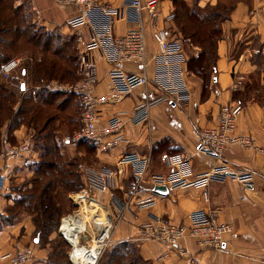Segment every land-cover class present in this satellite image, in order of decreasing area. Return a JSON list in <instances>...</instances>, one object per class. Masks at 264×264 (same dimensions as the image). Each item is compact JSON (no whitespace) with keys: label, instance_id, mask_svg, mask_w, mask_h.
<instances>
[{"label":"crops","instance_id":"obj_1","mask_svg":"<svg viewBox=\"0 0 264 264\" xmlns=\"http://www.w3.org/2000/svg\"><path fill=\"white\" fill-rule=\"evenodd\" d=\"M29 1L33 6L32 12L38 19L44 20L45 24L63 25V22L58 24V22L43 18L42 12L45 10L42 3H45V0ZM105 1L117 10L113 22V32L116 35L124 34L129 27L133 26L124 17L122 8L124 0ZM217 1L219 0H199V5H215ZM16 3L19 4L20 1L17 0ZM159 7L163 14L174 12L172 0H159ZM65 9H69L64 12L67 14L65 18L68 19L67 22L70 26L69 20L74 18L78 11L72 5ZM165 25L169 32L175 30L173 28L174 20ZM69 30L76 34V30L72 27ZM222 31L223 38L217 45L218 58L216 73L212 79L213 88L210 87L206 97L201 98L202 81L194 74L189 73L183 64L184 79L190 95L187 102L184 104L158 103L151 107L148 123L138 126H133L128 122L125 124L123 128L124 140L116 147L107 151L95 148L98 165H102L101 168L106 172L112 170L107 167L115 168L119 156L123 153L134 152L149 159L148 167L142 174V177L144 175L147 179L145 181L142 180V177L140 179L145 182L146 186L141 187V190L137 189L134 196L153 197L154 207L149 210H139L130 206V210H125L120 219L112 221L113 225L110 230L113 246L123 241L133 243L138 255L148 264H264L263 153L235 146L226 147L223 152V160L227 163L228 168L232 171L237 169L249 171L252 174L251 184L246 185L231 176L222 181L213 180L208 186L209 200L207 202L202 199L201 190L196 188L168 189L165 195L153 191L155 185L153 178L167 176L173 170V166L167 162L168 157L187 156L191 173L194 175L206 172L221 164L220 159L197 151L193 129L213 125L219 106L227 101L236 100L232 97L233 92L237 96L243 97H239V99L242 98L240 102L244 106V111L236 122L235 134H249L254 139L256 146L264 148V0L236 1L226 23H223ZM79 33L82 34L84 41L87 40L88 31L86 28L80 29ZM233 37L240 38L241 51L237 57L232 54L231 38ZM145 41L148 63L144 70L148 75H152L157 48L149 27L145 32ZM83 42L80 43L81 47ZM186 56L187 58L191 56L187 50ZM123 68L133 72L143 70L133 62L123 64ZM109 70L110 64L100 57L97 58L98 83L95 86V95H103L108 92ZM239 77L242 78L239 79ZM233 81L237 83L236 90L231 88ZM253 83L257 84V90L254 93L249 87ZM157 95L158 91L155 86L149 85L146 88L138 87L132 90L117 104H100L97 106L101 110L100 121L102 124L105 123L106 119L117 111L129 114L141 101L152 99ZM125 119L127 120V118ZM19 159L24 160V158H15L11 161H20ZM1 160L3 162L0 157V164ZM114 172L117 180H121L124 174L120 175L116 168ZM133 179L137 181V176ZM129 191H123L122 196L127 198V195L129 196L131 193ZM86 198L87 200L91 198L93 203H97L101 210L103 209L96 199L87 196ZM200 208L218 209L219 219L232 226L230 231L222 235L219 248L204 246L195 239L186 237L179 242L180 251L179 248L171 249L161 242L145 238L138 232V225L147 219L149 213L167 218L172 223L181 224L186 222L188 212ZM77 213L72 218L64 219L65 222L68 221L67 226L71 233L72 230L76 231V228L82 225L78 220ZM103 218L100 222L91 221V223H97L99 229H105L108 215L105 222H103ZM14 235L15 233L9 232L7 225L0 227V252L28 251L20 244L17 246L10 244ZM94 236L95 242L87 247L89 250H85L89 251L88 253L79 257L81 261H89V258H92L93 262L95 261L97 250L101 245V238L98 233ZM27 240H29V234ZM39 248L35 247L38 251L32 254L31 264L40 263L39 261L34 262L33 255L36 256V259L39 257L40 260L45 255V249Z\"/></svg>","mask_w":264,"mask_h":264},{"label":"rangeland","instance_id":"obj_2","mask_svg":"<svg viewBox=\"0 0 264 264\" xmlns=\"http://www.w3.org/2000/svg\"><path fill=\"white\" fill-rule=\"evenodd\" d=\"M16 1L0 0V37L9 42L7 46L4 44L1 48L9 56L4 63L11 59L20 60L19 66L9 78H5L1 72L4 63L0 66V95L3 87V92L7 93L5 98L13 101V103H7V109L3 106L0 108V157L3 159L0 164V227L7 225L9 232L15 233L10 244L13 246L20 244L28 250H14L15 252L31 254L27 264H31L32 254L38 251L35 249L37 246L40 247L39 249H45V255L41 260L39 257L36 259V256L33 255L36 263L39 261V264H72L73 259L74 264H80L82 261H79L78 258L89 252L85 250L91 246L92 242H95L94 235L98 233L100 236L103 228L99 229L97 223L92 224L91 219L88 220V217H85L78 235L77 232L72 230V235L76 236V239L72 241V244L70 243L71 245L63 238L59 231L62 218L74 211H82L80 205H78H82L77 200L78 193L84 191L89 197L96 199L103 207V222L106 221L107 215V222L110 220L112 222L120 219L125 210L122 205L123 200H126V196H122L121 193L129 190L131 192L137 189L141 190V187L146 185L145 182L140 180L136 186L137 182L131 179V177H136L134 169L131 166L120 164L114 167L120 175L124 174L121 180H117L114 172L115 168L107 167L113 170L111 171L115 179H112L113 185L106 190L99 191L88 180L89 177L85 173L87 170H89V173H91L90 171L106 173L101 168L102 165H98L95 149L85 150L77 146L76 141L78 140L67 141L65 139L67 137L72 138L81 125V107L78 95L66 89V87L78 82V64L74 62L76 68L73 65L71 67L69 61L63 59L61 55L44 48L46 38L50 35H56L64 45L65 42L69 44L66 47L68 46L67 49L70 54L73 46L75 47L73 56L79 53L80 41L74 31L69 30L71 27L68 25V19L65 18L67 14L64 10L69 11L65 8L70 5H58L53 0H45V3H42L45 10L42 12L43 18L52 20L55 23L58 22V24L63 22V25L52 26L45 24L44 20L36 17L32 12L33 6L29 0H18L20 1L19 4ZM183 1L189 11L198 12L200 17L209 15L211 10L209 8L211 7L199 5V0ZM236 1L238 0H219L215 4L214 10L219 12V17L214 18V26L220 28L221 33L219 38L217 36L212 38L213 46H210V49L212 47L214 49L223 38V23H226ZM225 16L226 19L223 20L222 18ZM176 25L177 23L173 25L175 30ZM206 33L207 25H204L201 28L200 35L206 37ZM185 41L187 43V53L191 56L196 55L202 48L209 45L208 42L201 45L198 42ZM231 44L232 54L237 57L241 51L240 38H231ZM64 66L75 70L73 76L64 74L63 78L60 76L53 78L50 73L45 72V70L53 72L58 76L63 73ZM210 86L213 88L212 82ZM249 87L253 93L257 90V84L255 83ZM41 90L56 93L55 104L58 102L64 103V98L67 97L70 100V105L63 111L50 105H43L40 109L33 99H29ZM206 96L207 94L204 97ZM232 97L239 100V102L243 98L240 95L237 96L235 92H233ZM239 97L242 98L239 99ZM76 105L80 108V111L76 109ZM23 106L28 111L18 115L17 112ZM11 110L12 114L10 115ZM39 110H41L42 115H40ZM32 115H36L38 118L31 122ZM54 135L56 136L57 150H51L47 153L46 148L52 145ZM4 140L7 144L16 147L28 140L30 144L29 151L13 158H6L3 154ZM45 156L47 160L54 162L53 167L40 164ZM15 158H24V160L19 159L20 161L12 162ZM8 162H10L9 165ZM146 179L143 175L142 180L145 181ZM44 188H46L45 195L51 196V205L54 206L52 210L54 213L50 219L47 218L50 211H46L45 214L40 212L43 203L39 201L38 195ZM30 194H34L32 195L33 198L29 197ZM45 202L49 203L50 201L46 199ZM44 224L48 226V230L44 231L38 228ZM53 228L54 230L51 232ZM111 228L112 226L110 230ZM83 231L86 232L83 233ZM28 234L29 240H27ZM72 249H74L73 252H71ZM112 249L113 244L106 247L97 264H146L141 260L136 262L138 253H134L136 255L134 256L133 252L134 257L126 255L123 260L117 258L109 261L108 254ZM86 262L84 264L94 263L92 258H89V261Z\"/></svg>","mask_w":264,"mask_h":264},{"label":"built area","instance_id":"obj_3","mask_svg":"<svg viewBox=\"0 0 264 264\" xmlns=\"http://www.w3.org/2000/svg\"><path fill=\"white\" fill-rule=\"evenodd\" d=\"M53 1L58 5H72L77 8L78 13L69 20V24L76 30L80 43L84 40L79 30L86 28L88 31V38L83 42L78 53V82L69 87L65 86L68 91L78 95L81 107V125L72 138H65L67 141L88 140L103 151L111 150L124 140L123 128L127 122L133 126L148 123L152 106L161 102L177 104L187 102L190 95L184 79L185 71L182 68L187 59V43L173 31L169 32L167 29L165 24L174 20L175 13L163 14L159 7V0H124L122 7L124 17L133 26L129 27L122 35H116L113 32V22L117 10L105 0ZM148 27L157 48L152 75H148L144 70L148 63L145 41V32ZM99 57L110 64L109 90L103 95H95V86L98 83L96 61ZM129 62L137 64L143 70L134 72L125 70L123 64ZM19 63V59L5 62L1 67L3 76L11 77ZM241 78L239 77V79ZM149 85H154L158 91L156 97L141 101L129 114L124 111L114 112L106 119L105 123H101V110L97 107L98 105L117 104L132 90L138 87L146 88ZM236 87L237 83L233 81L231 88L236 89ZM243 110L244 107L241 103L234 100L227 101L219 106L213 125L193 129L197 151L220 159V165L194 175L191 173L187 156L168 157L167 162L173 166V170L167 176H155L153 183L165 185L169 190L200 189L205 202L209 200L208 186L213 180L222 181L231 176L239 182L250 185L252 174L249 171L243 169L232 171L223 160V152L228 146L253 149L264 154V148L256 146L251 135L235 134L236 122ZM5 143L4 140L3 154L6 158H13L29 151L28 140L18 147ZM117 164L131 166L134 169L137 186L148 167L149 159L130 152L119 156ZM90 172L89 170L85 171L89 177L88 180L99 191H104L113 185L112 171ZM136 191L131 192L128 198L123 200L122 208L130 210V206H134L139 210H149L154 207L153 197H135ZM86 195L84 191L78 193L79 203H83V197ZM78 205L82 209L83 204ZM76 213L74 211L63 217L59 227L61 235L69 244V239L62 232V222L65 218H72ZM111 224V220L108 221L105 225L106 230L101 231L105 237L101 241L100 253L93 264H97L104 249L112 244L110 227L113 224ZM231 229L230 224L219 219L218 209L204 208L188 212L185 223L175 224L160 215L149 213L147 219L138 225V232L145 238L161 242L171 249L179 248V242L186 237L195 239L201 245L219 248L222 235ZM29 256L27 252L2 251L0 252V264H27Z\"/></svg>","mask_w":264,"mask_h":264},{"label":"trees","instance_id":"obj_4","mask_svg":"<svg viewBox=\"0 0 264 264\" xmlns=\"http://www.w3.org/2000/svg\"><path fill=\"white\" fill-rule=\"evenodd\" d=\"M172 4L174 6V13H175L174 23H177L176 26L178 28V29L176 28V30H173V32L177 36L181 37L183 40H187L191 43L192 42L193 43L198 42L201 45H203L204 42H208V44H209L208 47L202 48L201 51H199L196 55L188 57L186 59V62H185V67H186L187 71L189 73L194 74L195 76H197L202 81L201 98H203L210 91V87H211L210 84H211L212 79L216 73V61L218 58L217 46L214 47V49H213V47L210 49V46H213L212 38H214L215 36H217V38H219V35L221 33L220 28H216L214 26V22H215L214 18L219 17V12L214 10L215 5H205L203 7H211V8H209V9H211L209 11V15L206 17H200V14L198 12H196L194 10L189 11L186 8V4L184 3L183 0H172ZM222 19L223 20L226 19V16ZM204 25H207L206 37H204V36L202 37L200 35L201 28ZM4 44L7 46L9 44V42H7L6 40H4L0 37V66H1V64L4 63V61H6L9 58V56H7L1 49L2 45H4ZM44 44H45L44 48H46L48 50L50 49V50L54 51L55 53H58V55H61L63 59L68 60L71 67H72V65L74 66V62L78 64V62H77L78 54L75 53L76 56H73V52L75 50V47L74 46L72 47V49H71L72 53L70 54V52L67 49L68 46L66 47V45H69V44H67L65 42V45H64L58 36L50 35L48 38H46V43H44ZM74 68H76V67L74 66ZM74 71L75 70H72L70 67L64 66L63 73L57 76L53 72H48L45 70V72L50 73V76H52L53 78H56L59 76L61 78H63L62 76L64 74H66V76H73ZM1 89H2V93L0 95V108L3 106L4 108L7 109V103L8 102L13 103V101H11L9 98H5V96H7V93L3 92L4 91L3 87ZM56 95H57L56 93H51L47 90H41V91H38L29 100L33 99L34 103H36V106L38 105L40 109L42 108L43 105H50V106L55 107L57 110L59 109L62 111L64 109H67V107L70 105L69 104L70 100H68V98L66 97V98H64V100H65L64 103L58 102L55 104L54 98L56 97ZM234 101L239 102L238 100H234ZM11 109H13V108H11ZM28 109H30V107H28ZM76 109L80 111V108L77 105H76ZM25 111H28V110L25 109V107L23 106L17 113H18V115H20L21 113L23 114V112H25ZM39 111H40V115H42L41 110H39ZM11 114H12V110H11L10 115ZM36 118H38V116L32 115L31 122L33 120H36ZM53 137L54 138L52 139V145L47 146V148H46L47 153H49L51 150H53V151L57 150L56 136L54 135ZM76 144H77V146H79L80 148H83L85 150H89L91 148L92 149L96 148V146L88 140H78V141H76ZM40 164L46 165L48 167H53L54 162H52L51 160H47L46 156H45V159L41 160ZM131 179H133V178H131ZM46 188H44L39 193L38 199L40 202L42 201V203H43V206L40 208V212L45 214L46 211H50L48 216H47V218L50 219V217H52L53 213H54L52 211L54 209V206L51 205V202H52L51 196L45 195L46 194V192H45ZM32 195H34V194H30L29 197L33 198ZM46 199H47V201H50V202L46 203L45 202ZM21 201H24V200H21ZM38 228H40L41 230H44V231L48 230V226L46 224H44L43 226H40ZM53 230H54V228L51 230V232ZM38 231H40V230H38ZM132 252H133V254L134 253L137 254V249L135 248L133 243H131L129 241H123V242H119L113 246V249L108 254V258H109V261L110 260L112 261V260L117 259V258H119L120 260H123L126 255H130L132 257L136 256L135 254L133 256ZM138 260L139 261L141 260L144 263L148 264L146 261H144L137 254L136 262H138Z\"/></svg>","mask_w":264,"mask_h":264},{"label":"bare ground","instance_id":"obj_5","mask_svg":"<svg viewBox=\"0 0 264 264\" xmlns=\"http://www.w3.org/2000/svg\"><path fill=\"white\" fill-rule=\"evenodd\" d=\"M82 202H83L82 203L83 204L82 205V211L77 213L79 215L78 220L82 223L85 220L84 218L88 217V220L90 218L91 221L100 222L101 218H102V214H103V210H101L100 206L97 203L96 204L93 203L94 201H91V198H88V200H87L86 196L83 197ZM62 224H64V225H62V232L65 234L66 238H68L70 243L72 244V241L74 239H76V236H73L72 233L70 232V230L67 226L68 221H66V223H65V221L63 220ZM79 228L80 227H77L76 230H78V231H75V232H77V235L79 232ZM100 236H102V238H101V241H102V239L105 237V235H104V233L101 232ZM101 241H100V244H101ZM99 253H100V248L97 250L96 259L99 255ZM79 261H81V260L79 259ZM73 264H74V262H73ZM80 264H84V261H82Z\"/></svg>","mask_w":264,"mask_h":264},{"label":"water","instance_id":"obj_6","mask_svg":"<svg viewBox=\"0 0 264 264\" xmlns=\"http://www.w3.org/2000/svg\"><path fill=\"white\" fill-rule=\"evenodd\" d=\"M153 191L161 194V195H165L168 192V189L165 185H154L153 187Z\"/></svg>","mask_w":264,"mask_h":264}]
</instances>
